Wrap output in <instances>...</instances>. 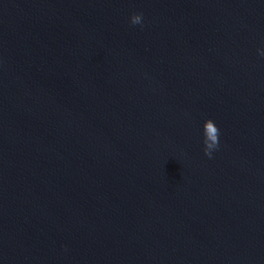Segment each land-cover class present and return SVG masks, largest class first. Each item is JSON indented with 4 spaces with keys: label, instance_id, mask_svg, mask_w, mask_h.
<instances>
[{
    "label": "water",
    "instance_id": "95a60500",
    "mask_svg": "<svg viewBox=\"0 0 264 264\" xmlns=\"http://www.w3.org/2000/svg\"><path fill=\"white\" fill-rule=\"evenodd\" d=\"M260 49L264 0H0V264H264Z\"/></svg>",
    "mask_w": 264,
    "mask_h": 264
},
{
    "label": "clouds",
    "instance_id": "9594fccd",
    "mask_svg": "<svg viewBox=\"0 0 264 264\" xmlns=\"http://www.w3.org/2000/svg\"><path fill=\"white\" fill-rule=\"evenodd\" d=\"M143 15L142 14H135L132 16V23L135 25H142L143 24ZM259 51V55L261 57H264V49H260ZM213 140L216 141V143L212 144L209 146L208 149L205 150V154L211 158L214 151L218 150L220 142L217 140L216 136H213Z\"/></svg>",
    "mask_w": 264,
    "mask_h": 264
}]
</instances>
